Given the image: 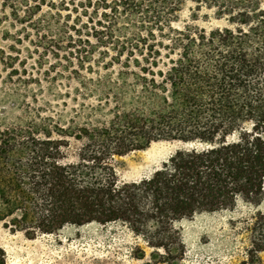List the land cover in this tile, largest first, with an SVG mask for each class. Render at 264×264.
Masks as SVG:
<instances>
[{"label":"trees","instance_id":"trees-1","mask_svg":"<svg viewBox=\"0 0 264 264\" xmlns=\"http://www.w3.org/2000/svg\"><path fill=\"white\" fill-rule=\"evenodd\" d=\"M185 1L102 0L91 26L67 27L68 41L92 37L115 50L93 61L112 71L78 78L97 99L75 111L83 121L62 125L38 115L0 130L5 228L35 238L66 226L119 224L138 240L131 254L142 264H180L181 221L261 203L264 0H190L226 20L210 30L172 25ZM119 13L140 17L138 30L117 29ZM81 56V69L92 70L91 56ZM158 141L182 145L150 175L121 180L118 158ZM230 225L243 241L241 263L261 264L264 211Z\"/></svg>","mask_w":264,"mask_h":264},{"label":"rangeland","instance_id":"rangeland-1","mask_svg":"<svg viewBox=\"0 0 264 264\" xmlns=\"http://www.w3.org/2000/svg\"><path fill=\"white\" fill-rule=\"evenodd\" d=\"M102 3L0 0V130L26 125L39 116H52L62 125L70 119L83 121L75 116V111H80L83 101L90 105L97 99L90 91L91 84L85 90L78 78L110 74L112 70L98 67L93 61L102 57L107 60L115 50L90 35V41H68L64 31L71 26H91L88 17L97 20L104 11ZM96 9L98 15L94 14ZM140 20L119 13L114 24L130 36L138 30ZM187 24L210 30L224 27L227 22L219 19L213 9L199 8L187 0L172 19V25L183 28ZM77 54L91 56L85 66L93 65L92 70L81 69ZM181 145L158 141L147 149L119 157L120 179L131 181L150 175ZM256 210L264 211V199L258 205L239 202L233 211L203 213L181 221L185 255L180 264H242L243 241L231 229L230 220L249 216ZM137 242L119 224L66 226L56 233L28 238L23 231L12 232L0 223L5 264H142L144 260L131 254Z\"/></svg>","mask_w":264,"mask_h":264}]
</instances>
